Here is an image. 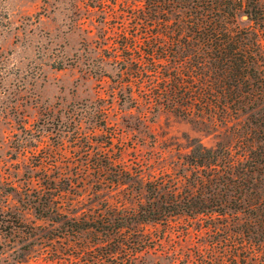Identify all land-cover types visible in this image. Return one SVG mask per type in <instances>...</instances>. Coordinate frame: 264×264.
Here are the masks:
<instances>
[{"label": "rangeland", "instance_id": "374dc122", "mask_svg": "<svg viewBox=\"0 0 264 264\" xmlns=\"http://www.w3.org/2000/svg\"><path fill=\"white\" fill-rule=\"evenodd\" d=\"M144 8L0 0V264H264V203L137 219L147 182L190 175L192 144L235 143L237 125L123 100L111 46Z\"/></svg>", "mask_w": 264, "mask_h": 264}, {"label": "trees", "instance_id": "16d2710c", "mask_svg": "<svg viewBox=\"0 0 264 264\" xmlns=\"http://www.w3.org/2000/svg\"><path fill=\"white\" fill-rule=\"evenodd\" d=\"M144 1L145 8L133 14L132 31L121 29L111 46L121 65L123 100L144 106L146 114L170 111L214 128L237 125L235 143L192 144L186 158L190 175L147 182V205L135 212L138 221L259 211L264 203V0ZM141 175L138 171L136 177ZM3 185L0 172V189ZM253 216L261 219L258 212Z\"/></svg>", "mask_w": 264, "mask_h": 264}]
</instances>
